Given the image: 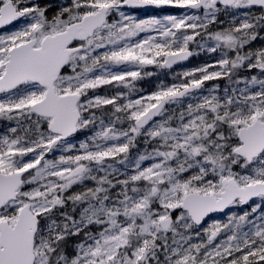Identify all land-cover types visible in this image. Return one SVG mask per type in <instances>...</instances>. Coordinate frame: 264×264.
<instances>
[{"label":"snow or ice","instance_id":"obj_1","mask_svg":"<svg viewBox=\"0 0 264 264\" xmlns=\"http://www.w3.org/2000/svg\"><path fill=\"white\" fill-rule=\"evenodd\" d=\"M148 6L188 11H124ZM238 9L248 10L238 23L209 30ZM17 21L0 34V119L15 122L0 135V264H264L260 204L204 227L210 214L264 203V48H246L264 29V0H69L51 17L35 0H0V29ZM197 37L215 42V64L126 102L95 93L131 92L144 66L171 68L191 43L204 48ZM219 79L223 96L218 85L197 95ZM90 127L76 154L47 158ZM141 136L152 149L130 159ZM70 237L80 238L71 253Z\"/></svg>","mask_w":264,"mask_h":264},{"label":"trees","instance_id":"obj_2","mask_svg":"<svg viewBox=\"0 0 264 264\" xmlns=\"http://www.w3.org/2000/svg\"><path fill=\"white\" fill-rule=\"evenodd\" d=\"M247 9H243V11H245ZM235 17L237 18L239 16V13L235 11ZM219 20V24L220 27H224L227 28L229 26V22H228V17L224 18L223 14L220 13L219 17L216 20V23L209 25V30H211L212 27L216 26L217 21ZM238 23V20H237ZM143 34L141 33L139 36L141 37H135L134 40H140L141 38H143ZM206 43H205V47L204 48H200V47H190L192 50H194V56L192 57V59L182 65L179 66L175 69L172 70H168L166 68H161L158 70H149L148 72H145L142 69V75L141 78L135 80L133 82V90L130 92L129 89L126 88H122V87H118L113 85H108V92H103L104 87L102 86L101 88H99V90H97L96 94L99 95H107V96H111V95H115L118 92H123L126 94V98H125V102L127 99H138L141 97H146L156 91H158L161 87H168L171 86L175 83H180L183 80H185V76L183 75L185 72L188 71H192L195 70L197 68L200 67H204L206 65L209 64H215L216 61H218L220 59V51L218 50L217 52H210L207 50V46L210 44H214L215 42L211 41V40H207L205 39ZM257 47V45L254 44V47ZM122 67H127V66H122ZM116 71H119L120 69L117 68L115 69ZM213 68H209V71H213ZM148 73H151V75H147ZM254 73V72H253ZM251 73V75H255ZM247 72L244 69L239 70V75L241 76H246ZM197 76L201 75L200 73H196ZM250 75V76H251ZM187 79H191V77H188ZM206 88H212L213 86H219V88L217 89V95L219 96H223L224 95V89L225 87H229V83L227 81V79H219V80H210V81H206L205 84ZM206 92V91H205ZM204 92V93H205ZM200 94H203L202 90L198 91L197 95L199 96ZM191 102V103H196L197 101L195 99H192L191 97L186 98L185 104L183 106H173L174 109L176 108H181V107H186L187 103ZM109 109L111 108V106H107ZM8 134V129L6 128L5 124L3 122H0V135H5ZM94 134L93 130H82L81 132H78L77 135H75L72 140L74 139H78L81 138L83 140V142L89 141L90 137ZM70 140V139H69ZM145 138L141 137V138H137V145L136 147L130 149V158L133 157H137L139 154H142L145 150L147 151H151L152 146L151 144H145L144 142ZM74 147L72 148V150L70 152H65V153H61L59 151H56L54 153H50L49 156L47 158L50 159H56L58 158L61 154L63 155H72V154H76L80 149H79V144L75 143L73 144ZM150 161H147L145 165L149 164ZM118 168H120L122 171H125L124 165H117ZM126 171H130V169H127ZM102 175V173H100ZM118 178L123 179V176H119ZM88 186H93L94 182L92 181H88L86 182ZM75 191H80L81 188L80 186H74ZM261 201H259V199H256L254 202H251L247 207H238L239 212H245L251 209V206H253V204H260L261 205V209L260 211H264V203H259ZM71 204L69 203L67 209V211H71ZM63 211V210H62ZM80 238L79 237H70L69 238V246H68V251L71 253L74 250L75 247V241H78ZM194 242H199L198 239H194Z\"/></svg>","mask_w":264,"mask_h":264},{"label":"flooded vegetation","instance_id":"obj_3","mask_svg":"<svg viewBox=\"0 0 264 264\" xmlns=\"http://www.w3.org/2000/svg\"><path fill=\"white\" fill-rule=\"evenodd\" d=\"M35 2L40 4L42 7H47L48 8V15L51 17L52 15H54L59 10L60 5L68 3L69 0H35ZM221 8H223V6H221ZM124 11L130 16L131 15L132 16H139V17L142 16L143 18H163L166 15H181L188 10L165 6L162 8L154 7L152 9H140V10H132L130 8H125ZM247 11L248 10L242 11V14L244 12H247ZM252 11L258 13L259 10L254 9ZM220 13L223 14L224 18L228 17L229 25L233 23V18L235 17V14H236L235 10H229L227 13L222 10ZM220 13L217 15V18L219 17ZM242 14L239 15L237 18L235 17L236 22H237V20L239 22V20L244 18ZM23 23H24V21H17L13 25L6 26L5 29H0V34H4L6 32H11L13 30H18L20 27L23 26ZM222 29H225V28L220 27L219 20L217 21L216 26L211 28L212 31H220ZM197 41H199L200 43H204V44L206 43L205 40L201 41L200 37H197ZM254 44L257 45V47L256 46L254 47ZM195 46H197V43L193 42L190 44L189 47H195ZM246 48H250L253 50L259 49V48H264V29L259 30V35H258L257 39L252 41L249 45H247ZM193 52H194V50H193ZM193 56H194V54L192 55V57ZM166 69H168V68H166ZM168 70H172V69H168ZM244 70L247 72V74H246L247 77L250 76L251 73H253V72H256V74H257V70H252L251 72H249L247 69H244ZM207 88L204 85L203 88L201 89L202 92L204 93L207 90ZM73 137L74 136L70 137L69 139H72ZM245 207H247V206H245ZM227 212L213 214L208 220H206V223H204V227L209 226L210 223H212L213 221H216V220L223 221L225 219V216L227 215Z\"/></svg>","mask_w":264,"mask_h":264},{"label":"rangeland","instance_id":"obj_4","mask_svg":"<svg viewBox=\"0 0 264 264\" xmlns=\"http://www.w3.org/2000/svg\"><path fill=\"white\" fill-rule=\"evenodd\" d=\"M236 12H238L239 13V15H241L242 14V11H243V9H238V10H235ZM132 16V15H131ZM133 17H135L137 20H143V19H150V18H143L142 16L141 17H139V16H133ZM159 19H163V18H159ZM223 30V29H222ZM148 35H156V33H144L143 34V38H146ZM137 37H141V36H137ZM143 38H141V39H143ZM140 39V40H141ZM214 42V41H213ZM253 45V44H252ZM162 67H158V66H156L155 64H152V65H146V66H144L143 67V70L145 71V72H148L149 70H158V69H161ZM253 74H255L256 75V72H254ZM247 77V76H246ZM249 78H250V76H248ZM104 87V89H103V92H108V85H105V86H103ZM208 89V88H207ZM97 90H99V88L98 89H96L95 90V93L97 92ZM92 93L90 92V95H91ZM208 93H207V91L205 92V93H203V94H200V95H207ZM199 95V96H200ZM173 107V106H172ZM99 114V113H98ZM0 122H3L4 124H5V126H6V128L8 129L10 126H15V122L14 121H7V120H5V119H0ZM99 123V121H97V124ZM118 128L119 127H121V126H126V125H121V124H117L116 125ZM89 131V130H92V128L90 127L89 129H85V131ZM81 132V131H80ZM141 137H143V136H141ZM141 137H138V138H141ZM72 144H75V143H78L79 145L83 142V140L81 139V138H78V139H74V140H72V139H70L69 140ZM131 159V158H130ZM146 162L147 161H145L144 163L146 164ZM103 174V173H102ZM259 203H261V202H259ZM251 211V209L250 210H248V212H250ZM231 213H235V214H237V215H239V214H241V213H243V212H239V209H238V207H234V208H232V209H230L228 212H227V215L225 216V219L223 220V221H220V220H216V221H213V222H219V223H225V222H227V218H228V215L229 214H231ZM259 213H260V210H258V213L257 214H254V215H256V216H258L259 215ZM212 222V223H213ZM212 223H210V224H212ZM208 227V226H207ZM223 238V235L220 237V238H218V239H222Z\"/></svg>","mask_w":264,"mask_h":264},{"label":"water","instance_id":"obj_5","mask_svg":"<svg viewBox=\"0 0 264 264\" xmlns=\"http://www.w3.org/2000/svg\"><path fill=\"white\" fill-rule=\"evenodd\" d=\"M127 8V7H126ZM152 8H154V6H148V7H145V8H130V9H132V10H140V9H152ZM191 58H192V56H190L187 60H184V61H180V62H178V63H176V64H174L171 68H168V69H174V68H176V67H179V66H181V65H183V64H185V63H187V62H189L190 60H191ZM78 133V132H77ZM76 133V134H77ZM75 134V135H76ZM74 135V136H75ZM70 138V137H69ZM68 138V139H69ZM250 203V202H249ZM245 206H247V205H243V207H245ZM228 210H225V212H227ZM224 213V212H223ZM213 214H218V213H213ZM213 214H210V217L213 215ZM210 217H208V218H206V220H208ZM205 223H206V221H205Z\"/></svg>","mask_w":264,"mask_h":264}]
</instances>
